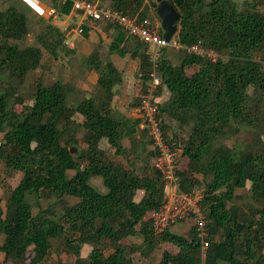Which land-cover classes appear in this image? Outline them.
<instances>
[{
	"label": "trees",
	"instance_id": "trees-1",
	"mask_svg": "<svg viewBox=\"0 0 264 264\" xmlns=\"http://www.w3.org/2000/svg\"><path fill=\"white\" fill-rule=\"evenodd\" d=\"M123 14L142 19L144 0H109ZM180 12L175 38L181 46L200 43L219 53L216 61L188 54L183 49L178 63L167 53L159 62L161 85L168 97L157 103L160 124L169 143L180 146L187 157L186 169H177L180 186L190 191L201 184L200 206L206 216L208 245L201 258V243L192 225L188 233L167 227L152 229L148 212L159 207L163 179L157 169L139 167L136 139L139 113L117 116L111 110L121 83L118 69L103 62L96 49L87 57L89 69L98 71L92 96L73 104L69 84H44L38 78L30 104L19 91L24 76L39 67L40 47L21 46L28 34V18L16 4L0 11V160L10 171L21 173L0 206V250L5 264L43 263L52 253L74 255L75 264H134L131 254L147 255L159 242L178 250H164L158 264H264V144L236 148L224 142L241 124H262L264 111V12L251 3L238 9L233 0H172ZM67 15L71 3L52 0ZM110 52H128L125 34L119 30ZM86 27H82L84 34ZM162 33V29L160 28ZM65 34L47 25L42 45L54 53ZM133 38V37H132ZM135 39V38H134ZM131 56L140 67L139 91L150 79L145 45L136 41ZM199 68L188 74L186 68ZM252 88L254 95L249 93ZM21 105L16 110L15 105ZM138 104V102H137ZM75 116L82 117L79 122ZM188 127L184 139L168 138L162 117ZM82 129L81 139L75 130ZM66 137V138H65ZM105 138L116 159L100 147ZM127 138L129 145L122 140ZM82 141L75 154L68 144ZM149 143H151L149 139ZM77 148V147H74ZM152 159L157 153L151 148ZM149 165V166H148ZM180 170V171H179ZM199 176V177H198ZM98 177L104 191L92 183ZM250 182L245 207L234 203L235 190ZM145 237L141 245L122 242L134 235ZM90 246L83 256V246ZM54 264H68L56 259Z\"/></svg>",
	"mask_w": 264,
	"mask_h": 264
},
{
	"label": "rangeland",
	"instance_id": "rangeland-1",
	"mask_svg": "<svg viewBox=\"0 0 264 264\" xmlns=\"http://www.w3.org/2000/svg\"><path fill=\"white\" fill-rule=\"evenodd\" d=\"M44 6L43 11L38 8L33 7L29 0H0V11L6 9L11 4H16L19 8H22L24 13L28 18L29 32L28 34L21 40V46L26 45H35L40 47L42 52L41 62L37 69L29 71L23 78V81L20 83L19 91L23 96L24 103L30 104L32 101V96L34 92V83L35 80H41L44 84H50L55 81H61L63 83L69 84L71 87L69 89V97L68 101L73 104L79 102L81 99L85 97L92 96L97 87L95 85L94 79L90 77V70L88 68L87 57L91 53L93 49H97L102 61L105 63L107 60H110V53L108 49V45H105L104 38L102 37V32H99L98 29H94V27L98 28H107L109 25L99 22L91 23L89 19L85 20L82 24L84 27L88 28L87 33L84 34L83 31L81 33L72 34L74 28H76L79 20L72 17H67V15H63L60 13L56 6L52 5V0H35ZM99 3L109 5V0H96ZM236 7L238 9H242L244 7H248L249 4L254 3L256 7L264 12V0H233ZM39 3H37L39 5ZM144 3L148 7L147 12L144 17H148L152 21H160L154 8L150 5V0H144ZM53 9L54 11H52ZM82 20V21H83ZM94 24V27L90 25ZM47 25H53L57 27L60 31L65 34L64 39L61 40V43H57L54 53H52L49 49H46L42 45V41L45 37V32L47 30ZM93 26V25H92ZM160 30V28H159ZM41 36L43 39H41ZM69 39V43L74 45V47L69 48L70 46H66L65 38ZM132 47L136 46L137 39L130 37L129 39ZM130 46V47H131ZM168 55L173 64H176L180 60V54H178L174 49H167ZM116 54V53H115ZM119 55V54H118ZM131 58V57H130ZM116 60L120 58L115 56ZM199 68L198 65H191L186 68V72L191 74L195 72ZM95 70V69H94ZM96 71V70H95ZM140 89V87H139ZM139 89L136 90L137 95H127V97H123L125 99L114 98L113 103L111 105V110L114 115L123 117L129 116L131 107L137 106L138 102V94L140 93ZM168 91L165 87L160 89L157 102L161 103L165 101ZM249 93L254 95L252 88H249ZM126 91L124 92L125 96ZM116 99V100H115ZM16 110H21V105H15ZM260 109L264 111V102H262ZM77 121H81L82 117L75 116ZM162 122L167 125L170 124L171 127L166 129V134L168 138H177L184 139V137L188 134V127L180 126L177 123L169 120L166 116L162 117ZM262 124H259L255 127H249L247 125L241 124L238 126V131L232 134H228L227 138L224 139V142L228 145H232L236 148L248 146L251 143H262L264 144V129L261 128ZM82 129L75 130V138L80 140L82 136ZM2 133L0 132V141L2 138ZM136 139L139 142V167H145L144 163L152 164V156L148 153L151 149V144L149 143V138L147 135L138 128L136 133ZM66 138V137H65ZM123 145L128 146L129 140L124 138L122 140ZM82 141L78 144H68L70 146V150L73 154H75L76 150L81 147ZM100 147L105 150L108 156L116 159L117 156L114 154L113 149L108 145L105 138L100 141ZM77 147V148H74ZM188 159L185 156L180 155L178 157V169L184 170L186 169ZM149 166V165H148ZM179 170V171H180ZM21 173L10 171L6 168L3 162L0 160V206L4 209L5 205V196L8 192V189L15 186L19 181ZM199 177V176H198ZM92 183L96 185L100 190L104 191V187L102 185L101 180L98 177L92 179ZM203 188V185L198 184L193 187V189L200 190ZM236 197L234 199V203L240 207H245L249 194H250V182H247L244 188H238L235 190ZM151 215V212H148L146 215V219H148ZM193 223L190 220H178L175 223L169 226L170 231L175 233H188ZM4 235L0 234V244L3 242ZM145 241V237L141 235H134L122 240V242L137 246L141 245ZM90 250V246L84 245L82 248V255H87ZM164 250H168L172 253L177 252L178 248L169 243V242H159L157 243L155 249L151 251L147 255H142L139 251H135L131 254L134 264H158L159 259L161 258V253ZM31 258V254L28 258L27 264H29V259ZM56 259H61L68 264H75L74 255H65L62 252L59 254L58 252L52 253L43 263L40 264H54ZM4 255L0 250V264H5Z\"/></svg>",
	"mask_w": 264,
	"mask_h": 264
},
{
	"label": "built area",
	"instance_id": "built-area-1",
	"mask_svg": "<svg viewBox=\"0 0 264 264\" xmlns=\"http://www.w3.org/2000/svg\"><path fill=\"white\" fill-rule=\"evenodd\" d=\"M65 3L67 0H59ZM71 11L82 19L92 22H102L116 25L126 37H133L145 45V54L150 66V79L145 88L138 94L136 112L139 113L140 121L138 128L143 131L151 141V148L156 150L152 159V165L157 169L163 179L162 201L159 207L151 211L150 219L152 229L159 233L178 220H190L195 227V234L201 243V258L203 259L208 245L206 216L200 200V190L191 189L183 191L179 178L176 174L178 169V157L181 148L176 144L172 146L165 137L159 118L157 117V90L161 85L159 73V62L162 54L167 49L175 51L183 49L186 53L201 58L216 61L219 53L212 48L200 43H192L181 46L172 36L170 40L165 39L160 32V21H152L148 17L139 19L138 14H123L120 11L99 3L96 0H69ZM53 11V10H52ZM83 25H77L74 32L81 33Z\"/></svg>",
	"mask_w": 264,
	"mask_h": 264
},
{
	"label": "crops",
	"instance_id": "crops-1",
	"mask_svg": "<svg viewBox=\"0 0 264 264\" xmlns=\"http://www.w3.org/2000/svg\"><path fill=\"white\" fill-rule=\"evenodd\" d=\"M58 3L61 4V2L59 0H58ZM145 5L146 4L143 2V7H145ZM35 8H38L39 10L43 11L44 6L39 3V5H37V7H35ZM51 10H53V9H51ZM67 17H72V18H76L77 20H79L77 25H81L85 21L80 16H77L76 14H74L71 11V9H70L69 14H67ZM91 23H93V22L91 21ZM99 23H101V22H99ZM104 24H107V23H104ZM107 25H109V24H107ZM90 26L94 27V24H91ZM94 29H98L99 32H102V37L104 38V42H106L105 45H108V49H109V44L117 32L116 28L111 26V24H110L107 28H104V29L98 28L96 26L94 27ZM72 30H74V29H72ZM74 33H77V32L73 31L72 34H74ZM70 38H71V36L69 38H67V37L65 38L64 42H65L66 46L71 45L69 43ZM129 39H130V37L127 40L128 52L124 56H120L118 54L110 52V50H109V52L112 54H110V60H107V61H110L118 69V71L121 73V77H122L121 83L114 86V89L116 90V94H115L114 98H120L121 97V99H125L127 97V95H129V94H131L132 96L137 95L136 90L139 89V87H137L138 84H136V83L137 82L139 83L140 67H139V62L137 61V58L134 56H131V53L133 52V47L131 45H129L130 44ZM71 47H72V45L69 48H71ZM73 47H74V45H73ZM97 52H98V50H97ZM91 53H92V51H91ZM98 54H99V52H98ZM115 56H118L120 59L116 60ZM99 57H100V54H99ZM100 59H101V57H100ZM89 70L91 71L90 77H92V79H94L95 85H96L97 79H98V71H95L94 69H89ZM125 91H126V94H125V96H123ZM167 94H169V93H167ZM123 97H125V98H123ZM167 97H168V95L166 96V98ZM131 110L132 111H130L129 116L137 115L136 106L131 107Z\"/></svg>",
	"mask_w": 264,
	"mask_h": 264
},
{
	"label": "water",
	"instance_id": "water-1",
	"mask_svg": "<svg viewBox=\"0 0 264 264\" xmlns=\"http://www.w3.org/2000/svg\"><path fill=\"white\" fill-rule=\"evenodd\" d=\"M162 29V36L170 40L178 31L180 12L173 6L172 0H150Z\"/></svg>",
	"mask_w": 264,
	"mask_h": 264
},
{
	"label": "bare ground",
	"instance_id": "bare-ground-1",
	"mask_svg": "<svg viewBox=\"0 0 264 264\" xmlns=\"http://www.w3.org/2000/svg\"><path fill=\"white\" fill-rule=\"evenodd\" d=\"M29 2H30V4L33 5L34 7H37V5H38V4H37L38 2L35 1V0H29Z\"/></svg>",
	"mask_w": 264,
	"mask_h": 264
}]
</instances>
